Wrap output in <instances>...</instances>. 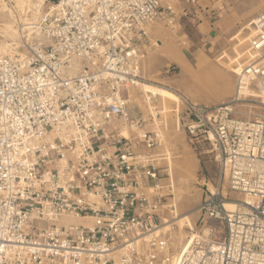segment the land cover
<instances>
[{
	"label": "built area",
	"instance_id": "2783aa9c",
	"mask_svg": "<svg viewBox=\"0 0 264 264\" xmlns=\"http://www.w3.org/2000/svg\"><path fill=\"white\" fill-rule=\"evenodd\" d=\"M182 2L52 0L20 25L22 52L0 53V264H264V11L230 99L173 90L176 127L208 143L219 174L185 246L162 230L176 212L162 209L156 121L123 90L147 26L198 0Z\"/></svg>",
	"mask_w": 264,
	"mask_h": 264
},
{
	"label": "rangeland",
	"instance_id": "374dc122",
	"mask_svg": "<svg viewBox=\"0 0 264 264\" xmlns=\"http://www.w3.org/2000/svg\"><path fill=\"white\" fill-rule=\"evenodd\" d=\"M50 1L0 0L1 54L11 56L22 52L19 48L20 25L38 19ZM172 1L178 13L184 3ZM197 4L211 7L210 15L194 16L192 13ZM197 4L189 6L187 15L179 14L172 22L157 20L147 26L148 38L139 45V75L149 82L170 86L197 102L227 101L234 92L237 71L253 58L250 48L253 18L264 11V0H199ZM175 59L184 64V71ZM66 71L67 68L61 75L66 76ZM123 92L135 117L143 114L153 123L154 107L161 111L154 116L158 127L152 125V129L160 138L153 152L158 155L164 217L169 214L168 205L173 202L179 213L195 209L191 218L198 227L199 212L196 209L205 195L214 190L219 174L210 146L206 142L191 141L176 127L171 92L137 85L126 86ZM145 96L150 100L147 101ZM167 156L172 160V174L168 170ZM210 222L218 230L222 228L221 221L211 219ZM174 225L175 230L169 231L178 247L186 242V224L179 219ZM217 232L218 238L223 229Z\"/></svg>",
	"mask_w": 264,
	"mask_h": 264
},
{
	"label": "bare ground",
	"instance_id": "6f19581e",
	"mask_svg": "<svg viewBox=\"0 0 264 264\" xmlns=\"http://www.w3.org/2000/svg\"><path fill=\"white\" fill-rule=\"evenodd\" d=\"M256 17H254L253 18V20L255 19ZM17 23V22H16ZM13 32H15V30H13ZM254 32V31H253ZM254 34V33H253ZM250 38H251V36H250ZM11 39H12V37H11ZM3 51V50H2ZM14 52V51H13ZM176 60V63L179 65V67L181 68V70L182 71H184V69H185V66H184V64L181 62V61H179L178 59H175ZM134 85H137L138 87H154V88H160V89H164L165 91H167V92H171L172 93V95L174 96V98H173V96H172V98L174 99V100H176V96H175V94L173 93V90H175V89H173L172 87H170V86H163V84H161V83H153V82H149V81H147V80H145V79H143L140 75H139V79H137V82H135L134 83ZM146 98H147V101H149L150 100V98H149V96H145ZM153 113V112H152ZM155 114L156 113H153L152 115H154L155 116ZM155 125V124H154ZM155 128H157L158 127V123H157V121H156V125L154 126ZM121 130H122V132H123V134L124 135H129V130L127 129V127L126 126H123L122 128H121ZM155 132V131H154ZM167 160H168V165H169V171H170V174H172V160H171V157L170 156H167ZM159 187H160V185H159ZM213 190V189H212ZM214 191V190H213ZM225 207H227V208H232L233 207V203L231 202V201H226L225 202ZM197 210V209H196ZM175 212H176V215L173 217V218H171L170 220H168V221H165V222H163L162 223V229L163 230H171L172 228H173V230H175V221L176 220H179V219H182L184 222H185V224L186 225H189V226H193V220H192V218H191V215L193 214V212H195V209L193 210H188V211H186V212H183V213H179L178 212V209L176 208L175 209ZM186 243H187V241L184 243V245L183 246H185L186 245Z\"/></svg>",
	"mask_w": 264,
	"mask_h": 264
},
{
	"label": "crops",
	"instance_id": "0c3cea01",
	"mask_svg": "<svg viewBox=\"0 0 264 264\" xmlns=\"http://www.w3.org/2000/svg\"><path fill=\"white\" fill-rule=\"evenodd\" d=\"M198 2H199V0H198ZM204 5H207V4H203L201 6L197 4L196 7L193 9V13L192 14L194 16H198V17H200L201 15L206 16V14H207V16L210 15L211 7L206 8V6H204Z\"/></svg>",
	"mask_w": 264,
	"mask_h": 264
}]
</instances>
